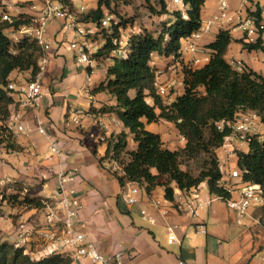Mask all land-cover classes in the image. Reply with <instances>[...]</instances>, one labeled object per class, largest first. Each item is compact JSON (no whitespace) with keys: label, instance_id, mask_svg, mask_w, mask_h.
Returning <instances> with one entry per match:
<instances>
[{"label":"trees","instance_id":"16d2710c","mask_svg":"<svg viewBox=\"0 0 264 264\" xmlns=\"http://www.w3.org/2000/svg\"><path fill=\"white\" fill-rule=\"evenodd\" d=\"M59 1L77 14L78 21L94 25L95 38L101 34L100 28L107 31L106 35L101 34V45L93 53L98 60L110 59L107 76L92 92H104L114 99L115 104L102 106L100 112L113 111L127 131L112 132L105 137L107 149L100 161L110 160V169L122 186L126 181L144 184L148 190L163 185L167 198L173 199V183L182 190H191L205 182L211 193L224 199L229 197L230 193L219 184L223 170L218 150L231 129L227 125L220 129L216 122L231 120L242 109L255 111L264 124V74L247 67L238 70L226 59L232 41L228 29H220L206 44L211 54L204 65L190 67L182 62V40L201 27V12L206 1L183 0V12L179 7L170 9L168 0H144L152 12L160 16L172 15V18L163 20L154 30L140 28L129 32L124 48L121 41L128 21L120 16L107 26L100 22L112 0H98L95 8L83 11L77 9L73 0ZM14 18L9 21L0 15V152L3 148L20 149L8 125L11 106L16 102L8 88L11 81H16L12 73L28 71L27 79H34L42 54L34 38L24 34L14 40L6 33L11 28L19 30L31 21L29 17ZM262 33L263 30H259L256 41L243 42L244 46L249 50H264ZM157 53L174 56V61H180L184 90L172 100L160 95L154 85L156 73L151 60ZM91 111L96 109L91 108ZM161 119L175 123L185 139L181 149L168 147L160 133L146 128V122ZM130 135L136 143L133 149L128 148ZM235 152L243 180L260 184L264 192V139L253 135L248 141V150L236 149ZM203 153L208 159L199 174L194 175L181 167L182 154L196 158ZM114 160L121 165L122 171L113 168ZM5 193L17 195L14 199L25 208L44 206L45 198L30 194L21 184H15L11 192L0 187V199L9 201ZM261 218L264 222V205ZM26 249L14 241L0 239V264H73L72 257L63 252L52 251L37 257Z\"/></svg>","mask_w":264,"mask_h":264},{"label":"crops","instance_id":"0c3cea01","mask_svg":"<svg viewBox=\"0 0 264 264\" xmlns=\"http://www.w3.org/2000/svg\"><path fill=\"white\" fill-rule=\"evenodd\" d=\"M8 1L10 0H3V2ZM73 1L80 11H82L80 7L86 5V0H81L80 7L76 5V0ZM13 3L14 0H12L11 5ZM17 6L23 9L27 7V5ZM169 6L171 9L172 6ZM13 8H15V5L12 6ZM231 9L233 11L239 10L244 14L247 11L254 10L255 4L250 0H231ZM217 11L218 7L215 0L206 2L201 12L202 21L207 20ZM166 16L164 20L172 18V15ZM64 21L63 19H54L48 25L49 60L40 76L43 95L36 108L25 112L24 119L31 130L27 133L13 135L20 149L3 148L0 152V187H6L8 192H11L15 184H21L27 186V191L32 194L31 188L35 184H40L43 192L35 196L45 198L56 191L58 172L75 170L78 176L75 185L84 203L80 216L81 221L85 224L84 230L102 251H124V264H179L180 259H183L185 264H264L261 259L264 254V245L259 244L257 249L248 252L240 260L230 261L229 257L226 256L233 252L227 250L228 242L224 240V237L231 238L230 243L232 244V240H236V233L244 231L252 223L264 227L261 218L262 206L252 208L250 215L240 220L237 212L231 209L223 198L211 193L205 182L197 187L204 205L200 208L199 215L195 217L174 207L172 199L167 198L163 185H157L148 190L144 184L132 181L126 182L125 185L129 187L137 186L139 188L137 202L133 204L126 203L122 198L121 191L124 186H122L115 204L108 198L109 186L105 179L100 178L98 166L95 164L88 165L85 162L86 159L95 158L98 165L103 164L104 160L100 161V158L105 155L107 149L105 137L110 136L112 132L127 131V128L123 125L116 127L111 124L110 118L115 115L113 111L100 112L102 106L115 104L114 99L104 92H92L94 86L106 78L110 59L98 60L93 56V53L101 45V41L94 37V33L86 37H80L76 36L71 29H68L70 30L69 43L78 37L76 40L86 42L90 48L91 66L78 63L73 50L67 48L69 43L67 46L61 44L59 35L64 30ZM83 23L89 24L87 22ZM220 29H228L232 35V41L225 55L226 59L230 63L241 61L245 67L264 74V50H249L244 46L243 42H248L245 39L246 34L238 27L237 22H225L213 26L208 32L202 34L199 43L206 47V44L215 38ZM262 39L264 45V31ZM193 57V53L181 50L182 62L185 64ZM153 58L154 65L152 66L163 70L159 75V80L162 82H176L175 87L172 88L173 92L167 97V100H172L184 90L180 65L172 64L171 67H166L165 65L171 60L170 56L157 53L153 55ZM173 68H175L173 71H169ZM89 74H91L90 81H88ZM23 75L22 72L17 71L12 73V77L19 82L27 79L28 75L25 74V77ZM77 108H82L85 112L80 123L71 120V113ZM91 108H95L96 111H91ZM17 109V104L11 106V111ZM37 119L44 121L46 134L40 133L36 129ZM100 121L109 122V128H104ZM160 121L158 122L161 125L158 122H146V128L160 133L161 129L167 128V122ZM96 125L100 128V133L95 131L94 127ZM174 126L176 128L175 123ZM261 129H264V127L261 126ZM176 130L179 133L177 128ZM167 131L165 130L162 134ZM128 139L130 142V137ZM53 140L61 148V154H53L50 151L49 145ZM244 143L248 144V142L235 141V150H248V147L241 149ZM184 144L185 139H182L181 145L184 146ZM218 154L219 156H226L228 152L219 149ZM29 157H32L34 161L35 172L32 175L28 172L30 167L27 159ZM108 171L114 174L110 167ZM231 181L235 184L239 180L238 178H232ZM172 186L176 194L180 188L175 183ZM233 195H236V191ZM156 200L160 202L159 207L155 204ZM105 202H108L109 207L106 206ZM141 209L153 213L156 222L150 223L145 219L141 214ZM161 209H164L166 214H162ZM134 214H138L142 220L154 226V229L136 224ZM20 218L26 219V216L21 215L18 219ZM167 223L178 225L176 233L179 241L173 243L168 241ZM200 223L205 224L208 230L206 234L213 239L211 244L213 245V251L207 257L204 256V249L202 255L199 249L193 247L190 243L191 234L196 231V225ZM155 227L164 228L168 244L178 245L179 250L173 251L162 245L157 238ZM209 228H212V232L209 231ZM196 233L202 234L203 232L196 231ZM14 237L11 241L14 240ZM238 242L239 240L234 241L229 247L235 248ZM30 250L39 252L35 255L39 257L50 253L44 251V244L38 239L32 242ZM258 250L261 251L256 254L255 252ZM86 260L88 259L82 258L73 262V264H86Z\"/></svg>","mask_w":264,"mask_h":264},{"label":"built area","instance_id":"2783aa9c","mask_svg":"<svg viewBox=\"0 0 264 264\" xmlns=\"http://www.w3.org/2000/svg\"><path fill=\"white\" fill-rule=\"evenodd\" d=\"M206 2L212 0H205ZM217 2L218 11L210 16L207 20L202 21L201 27L194 31L190 36L182 40V50L189 51L194 54V57L187 63L190 67H200L210 59V50L199 43L202 34L208 32L213 26L223 24L225 22H237L238 27L241 28L246 36L248 42H254L259 35V30L264 31V0H253L255 9L247 11L242 14L241 11H233L231 9V0H215ZM251 1V0H250ZM29 2L26 8H20L17 5ZM15 8L12 9V6ZM169 5H176L184 12L183 0H172ZM22 6V5H21ZM83 11L84 6L80 7ZM16 12V13H15ZM29 17L30 23L24 24L18 30L22 34L34 38V40L41 46L42 54L39 59V71L34 79H26L24 81H11L8 88L11 90L18 105V109L12 111L11 117L8 120V125L13 131V135L27 133L31 127L24 119L25 112L34 109L39 105L40 99L43 95L40 76L46 68L49 60L48 50L50 43L47 40V28L49 23L54 19H63L64 25L67 29H71L76 36L86 37L93 34V25H89L77 20V14L71 12L59 0H14V3L1 13V18L13 21L14 17ZM115 19L110 13H106L100 20L101 25L107 26ZM128 36L121 41H126ZM69 48L73 50L75 58L78 63L91 66L92 57L89 46L86 42L73 40L69 43ZM121 53L122 51H118ZM171 60L166 67H171L172 64H179V60L174 61V56H170ZM236 69L243 70L245 66L241 61L231 63ZM151 65H154V58L151 60ZM163 72L161 68H155L156 78L154 85L157 92L168 97L171 94L172 88L175 87V81L159 80V75ZM184 74L182 73V77ZM91 74L88 76L90 81ZM71 120L75 123H80L85 112L82 108H77L71 113ZM112 125L121 127L123 124L121 120L113 115L110 118ZM220 129L225 125L230 127L231 131L225 135L223 144L219 149L228 152L226 156H219V162L222 166L223 176L219 182L225 188L230 196L223 198L227 205L235 210L240 220L250 215V210L255 207L264 205V192L260 184L243 180V172L238 167L230 165V156L233 150L235 141L248 142L253 135L264 139V124L260 120L259 115L252 110H238L234 118L231 120H221L216 122ZM104 128H109L110 124L107 121H100ZM36 129L40 133L46 134V128L42 119H37ZM184 139V138H182ZM49 149L53 154H61V148L53 140L49 145ZM229 163V164H228ZM114 169L122 171L121 165L114 160L112 163ZM77 172L75 170H64L57 174L56 191L45 197L44 206L40 209L44 213V222L42 224H32L27 219H18L16 225V232L14 242L16 245L26 246V250L33 255L39 252L30 250L31 244L35 240H40L44 244L45 252L59 251L69 254L73 262L82 258H89L92 264H124V251L104 252L96 243L88 236L84 230V222L81 221L80 216L84 207V203L79 190L75 183L77 180ZM232 178H238L237 186L232 183ZM131 182V181H126ZM121 196L128 204L137 202V194L139 188L137 186L129 187L123 185ZM236 191V195L233 193ZM218 196V195H217ZM220 197V196H219ZM222 198V197H221ZM174 207L184 210L192 216H198L200 208L204 205V201L200 197L197 188L192 190H182L175 194L172 199ZM157 207L160 202L155 201ZM37 209V208H34ZM162 214H166L164 209H161ZM142 216L150 223L156 222V217L153 213L146 209H141ZM178 225L167 223L166 229L168 233V241L170 243L179 241L176 233ZM197 232L206 233L205 224L200 223L196 225ZM39 257V256H37ZM264 262V254L261 256ZM179 264H185L183 259L179 260Z\"/></svg>","mask_w":264,"mask_h":264},{"label":"rangeland","instance_id":"374dc122","mask_svg":"<svg viewBox=\"0 0 264 264\" xmlns=\"http://www.w3.org/2000/svg\"><path fill=\"white\" fill-rule=\"evenodd\" d=\"M168 1L169 3L172 2V0H168ZM11 2L12 0L8 2L0 1V15L3 11H5L8 8ZM28 3L29 2H25L24 4H21V5H28ZM97 3H98V0H86V3H85L86 5H85L84 10L91 8L92 6H96ZM76 5L80 7L81 0H76ZM175 7H178V6L172 5L173 9ZM183 8L185 9V5L183 6ZM105 12L112 14L115 20H118L119 17L121 16L124 20L128 21V24L124 28L123 40L125 39L126 34H128L131 31H134V30L137 31L140 28H147V29L154 30L155 28L160 27V24H163L162 20H164V18L167 17L165 14L160 16L159 14L152 12L149 4L144 0H112L110 9L106 8ZM63 27H64V30L63 32L61 31L62 33H60L59 37L61 38V42H62L61 44L67 46V44L70 41L69 40L70 30H68L65 25H63ZM6 33L14 40H18L19 38L22 37V35H24L20 33V31L12 29V28L6 30ZM100 33L103 35L104 34L106 35L107 31L100 28ZM101 34L97 37L98 41H101ZM76 38L78 39V37ZM121 46H123L124 48L126 46V41H123L121 43ZM67 48L70 49L69 47ZM41 51H42V48H41ZM174 69L175 68L169 71H173ZM22 73L24 75L27 74L29 76L28 71H23ZM172 92L173 91H171V93ZM149 100L152 102L151 99ZM161 121L165 123L167 122L166 124L167 128L166 129L164 128L163 130L161 129V132H160V135L163 141L165 142V144L172 149H181L183 146L181 145L182 137L177 132L174 126V123L166 119H161ZM94 128L97 133H100V128L97 125ZM165 130H168V131L162 134V132H164ZM129 137L131 141L128 144V148L133 149L136 147V143L132 139L131 135ZM247 147H248V144L244 143L243 146H241V149L243 148L246 149ZM233 149L235 151L234 146L231 147V150ZM234 151H232L231 153L229 163L232 167H237V155H236V152ZM124 157L125 159L128 158V155L126 152L124 153ZM207 159H208V155L204 153L201 156L196 157V158H191L187 156L186 154H182L181 167L187 170L188 172L194 175H197L199 174L200 170L203 168L204 162ZM27 160H28V164L30 167L28 169L29 170L28 172L29 174L32 175L35 172L34 161L32 157H29ZM85 164H88V165L95 164L98 166L99 171H100V178L105 179L108 183L107 185L109 186L110 193H109L108 198H110L115 204L120 194L122 184L120 183L116 175L108 171L110 167V161L107 159H104L103 164L100 163L101 165L100 166L98 165V161L95 158H89V159H86ZM42 192H43V188L40 184H35L31 188V193L34 195L36 194L39 195ZM47 192H48V189H47ZM14 196L16 197L17 195H11L10 193L8 194L5 193V197L8 198L9 201L0 199V239H4V240L13 239L15 232H16L15 226L17 225V219L21 215H25L27 221L31 222L32 224H36L38 222L42 224L44 222V213L42 210L34 209V208H25L24 206L20 205L19 200L14 199L15 198ZM105 204L107 207H109L108 202H105ZM134 218L136 219V224L154 229V226L146 223V221L142 220L138 214L137 215L134 214ZM155 228H156L155 231L157 233V238L161 241L162 245H164L165 247L173 251L179 250L178 245L168 244L167 234L164 228H158V227H155ZM209 231L212 232V228H209ZM236 234H237V237L235 238L236 240H232V244L234 243V241L237 242V240H239L238 245L235 248L229 247L230 245H232L230 243L231 238L224 237V240L228 242L227 250L229 252H233L232 254H229V255L227 254L226 256V257H229L230 261L240 260L248 252L250 251L253 252L254 249H257L259 244L264 245V227L261 225H255L254 223H252L251 225H248L244 231L237 232ZM208 236L209 235H207L206 233L197 234L196 231H193L191 234V242H190L191 245L193 247L198 248L200 251V254L203 253V249H204L205 257H207L209 253H212L213 251V245H211L213 243V239H211ZM259 251L261 250H258L255 253L258 254ZM87 259L88 260H86V264H92L90 259L89 258Z\"/></svg>","mask_w":264,"mask_h":264}]
</instances>
